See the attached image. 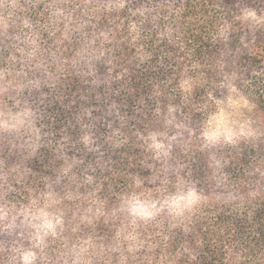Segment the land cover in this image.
<instances>
[{
  "label": "trees",
  "instance_id": "1",
  "mask_svg": "<svg viewBox=\"0 0 264 264\" xmlns=\"http://www.w3.org/2000/svg\"><path fill=\"white\" fill-rule=\"evenodd\" d=\"M0 264H264V0H0Z\"/></svg>",
  "mask_w": 264,
  "mask_h": 264
},
{
  "label": "rangeland",
  "instance_id": "2",
  "mask_svg": "<svg viewBox=\"0 0 264 264\" xmlns=\"http://www.w3.org/2000/svg\"><path fill=\"white\" fill-rule=\"evenodd\" d=\"M249 114L247 102L237 92L229 94L221 110L205 125L204 134L209 140H231L243 130V118Z\"/></svg>",
  "mask_w": 264,
  "mask_h": 264
},
{
  "label": "clouds",
  "instance_id": "3",
  "mask_svg": "<svg viewBox=\"0 0 264 264\" xmlns=\"http://www.w3.org/2000/svg\"><path fill=\"white\" fill-rule=\"evenodd\" d=\"M196 196L192 192H188L185 195L179 196L177 198H173L170 201L166 202L165 206L173 213H179L184 208L189 207L192 203L195 202ZM133 211L141 216H151L154 214V212L159 211V209H156L154 205H147V206H140L136 205L133 208ZM45 227L50 228L51 225H45Z\"/></svg>",
  "mask_w": 264,
  "mask_h": 264
}]
</instances>
